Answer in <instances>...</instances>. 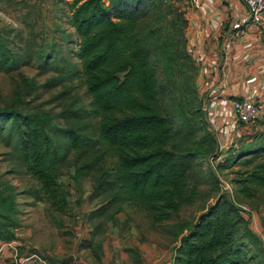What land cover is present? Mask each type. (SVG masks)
<instances>
[{
    "label": "trees",
    "instance_id": "obj_1",
    "mask_svg": "<svg viewBox=\"0 0 264 264\" xmlns=\"http://www.w3.org/2000/svg\"><path fill=\"white\" fill-rule=\"evenodd\" d=\"M67 4L76 48L54 43L15 50L0 32V72L36 62L53 72L45 84L60 88L57 113L0 106V135L13 142L36 181L28 192L66 213L69 192L60 178L73 167L76 184L89 176L90 198L101 200L87 215L94 229L85 247H99L106 225H117L119 214L132 210L179 239L174 264H264V244L246 210L264 203V130L240 147L230 142L220 149L194 85L186 13L173 0ZM63 35L70 43V33ZM210 157L217 162L204 168ZM236 166L229 192L219 172ZM17 197L15 185L0 181V247L18 239ZM198 200V216L182 220V208Z\"/></svg>",
    "mask_w": 264,
    "mask_h": 264
},
{
    "label": "rangeland",
    "instance_id": "obj_2",
    "mask_svg": "<svg viewBox=\"0 0 264 264\" xmlns=\"http://www.w3.org/2000/svg\"><path fill=\"white\" fill-rule=\"evenodd\" d=\"M68 1L0 0V32L8 37L11 47L15 50H23L28 46L34 51L46 50L54 43L61 44L65 50L67 47L76 48L78 39L69 23ZM185 3V0H173V5L178 11L185 12ZM63 31L70 33V43H66ZM197 74L198 66L194 72V85L198 91V99H201ZM52 75L53 72H44L36 62L23 64L12 71H1L0 106L21 105L26 110L52 113L61 111L60 99L56 97L60 88L45 84ZM28 80L31 81V85L28 84ZM73 82L83 103L88 102L85 88L78 80ZM205 123L208 131L215 134L206 114ZM246 131L248 129H244L242 135L234 139L232 142L234 147H240L259 132L255 129L251 133ZM201 164L204 168H208L211 163L208 159ZM237 169L238 166L219 172L224 184L230 185L231 171ZM73 173V167L66 168L60 178L69 192L67 212L59 213L51 210L47 202L38 201L28 192L36 187V181L25 171L13 142L7 141L4 135H0V181L17 187L21 219V227L16 231L18 239L13 242V247H5L2 250L0 247V264H15L14 248H18V256L21 258L37 254L50 264L57 263V256L80 252H83L81 255L87 263L98 264L94 249L83 244L91 239L94 229L92 223L87 220V215L99 207L101 200L90 198L93 180L89 176L83 177L81 184L78 185L72 178ZM202 205L203 200H198L184 206L180 212L181 219L194 220L200 213ZM261 206H264V203ZM249 208L255 209L253 206ZM102 237L104 241L109 240L108 244H113L118 238L124 245L128 243L127 245H133L138 250L139 245L147 246L150 243H155L159 249L172 250L179 243V239L170 234L164 225L154 224L144 213L132 210L119 214L117 225L108 223L105 233L100 234L97 240ZM115 248L118 249L116 246ZM109 253L107 259L111 256V260L108 264H128L129 261L122 259L114 249ZM34 264L41 263L36 261Z\"/></svg>",
    "mask_w": 264,
    "mask_h": 264
},
{
    "label": "crops",
    "instance_id": "obj_3",
    "mask_svg": "<svg viewBox=\"0 0 264 264\" xmlns=\"http://www.w3.org/2000/svg\"><path fill=\"white\" fill-rule=\"evenodd\" d=\"M185 2L188 46L197 61L200 98L219 145L224 141L233 142L244 129H248L247 133L253 129L263 131L264 23L256 27L248 22L241 30H235L233 24L247 17V7L241 0ZM242 99L255 100L262 111L253 125L237 128L233 125V103ZM251 210L256 214L257 228L264 233V206ZM108 241H103L99 247L92 245L98 264H108L111 260V256L107 259L108 253L113 249L129 261L128 264H174V249H159L158 245L150 243L139 245L138 250L128 243L124 245L118 238L114 246ZM82 253L57 256L56 260L58 263L72 256L76 264H89Z\"/></svg>",
    "mask_w": 264,
    "mask_h": 264
},
{
    "label": "built area",
    "instance_id": "obj_4",
    "mask_svg": "<svg viewBox=\"0 0 264 264\" xmlns=\"http://www.w3.org/2000/svg\"><path fill=\"white\" fill-rule=\"evenodd\" d=\"M195 4L199 3V0H192ZM247 7V17L245 19L239 20L233 24V28L235 30H241L244 25H246L248 22L256 27L261 26L264 23V0H241ZM261 106L253 99H242V100H236L233 103V113H234V120L233 125L234 127H245L252 124L261 114ZM213 129V128H212ZM229 144V141H224L223 145L220 146V149H224ZM209 161L212 165H214L215 162H217L214 157H210ZM222 181V180H221ZM222 186L225 190L231 192V184L223 183ZM246 210L248 211L249 215V221L253 223L252 229L259 235L261 238L263 244H264V233L260 231L256 226V214L252 212L249 208L246 207ZM262 232V233H261ZM14 242V241H13ZM13 242L10 243H4L1 246V250L5 247H13ZM16 260L15 264H34L36 261H38L41 264H50L45 258H42L41 256L37 254L29 255L26 257L21 258L18 252V248H14ZM57 264H76L74 261L72 262H64L60 261Z\"/></svg>",
    "mask_w": 264,
    "mask_h": 264
},
{
    "label": "water",
    "instance_id": "obj_5",
    "mask_svg": "<svg viewBox=\"0 0 264 264\" xmlns=\"http://www.w3.org/2000/svg\"><path fill=\"white\" fill-rule=\"evenodd\" d=\"M63 260H64V262H72L73 261V257L72 256L71 257H67V258H64Z\"/></svg>",
    "mask_w": 264,
    "mask_h": 264
}]
</instances>
